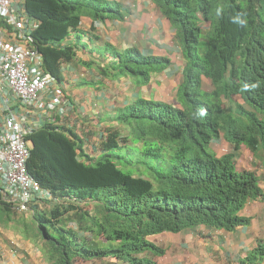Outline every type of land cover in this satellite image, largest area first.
<instances>
[{"label":"trees","instance_id":"16d2710c","mask_svg":"<svg viewBox=\"0 0 264 264\" xmlns=\"http://www.w3.org/2000/svg\"><path fill=\"white\" fill-rule=\"evenodd\" d=\"M151 1L184 60L176 105L139 99L119 111L97 158L85 154L72 130L38 126L26 137V168L52 199L20 213L0 189V227L34 243L48 264H152L140 258L162 253L151 237L199 226L233 231L248 223L240 216L247 202L261 197L257 176L236 171L234 153L218 158L210 145L223 138L233 152L245 147L264 170V0ZM22 2L38 23L32 47L57 82L61 65L76 57L70 38L81 18H121L113 0ZM112 57L99 74L134 78L137 86L169 65L136 49ZM262 259L259 242L241 264Z\"/></svg>","mask_w":264,"mask_h":264},{"label":"crops","instance_id":"0c3cea01","mask_svg":"<svg viewBox=\"0 0 264 264\" xmlns=\"http://www.w3.org/2000/svg\"><path fill=\"white\" fill-rule=\"evenodd\" d=\"M121 7V18L93 21L82 17L78 30L70 38L78 50L74 61L61 65L64 103L69 108L59 119L60 126L72 130L82 141L84 152L98 157V145L108 130L116 126L117 113L139 99L167 105L175 104L176 87L182 80L184 60L174 41L169 22L151 0H113ZM91 28L92 35L86 34ZM136 49L145 57H164L169 65L150 83L137 86L134 78L107 79L99 69L112 62L111 52ZM221 143L216 148L214 144ZM223 143V146H222ZM217 157L230 154L232 148L222 138L210 145ZM245 148L239 152L245 153ZM236 157L235 168L254 173L261 197L247 202L240 216L248 223L226 232L203 226L177 234L164 233L150 238L162 253L140 255L152 264H241L257 243L264 242V170L252 168L248 157ZM0 264H48L40 249L17 232L0 227ZM79 264H116L113 260H95ZM257 264H264V259Z\"/></svg>","mask_w":264,"mask_h":264},{"label":"built area","instance_id":"2783aa9c","mask_svg":"<svg viewBox=\"0 0 264 264\" xmlns=\"http://www.w3.org/2000/svg\"><path fill=\"white\" fill-rule=\"evenodd\" d=\"M37 27L22 0H0V189L3 200L18 212H27L35 200L52 199L27 171L26 137L69 110L32 47Z\"/></svg>","mask_w":264,"mask_h":264},{"label":"clouds","instance_id":"9594fccd","mask_svg":"<svg viewBox=\"0 0 264 264\" xmlns=\"http://www.w3.org/2000/svg\"><path fill=\"white\" fill-rule=\"evenodd\" d=\"M97 22V21H96ZM178 45V44H177ZM179 47V46H178ZM180 49V48H179ZM112 53L113 52H111V55H112ZM112 59H113V57H112ZM113 61V60H112ZM111 63V62H110ZM109 64V63H108ZM56 84H57V87L61 90V92H62V95H63V98H62V101H63V104L65 105V103H64V99H65V97H64V92H63V90H62V88H61V86H59V83L56 81ZM66 106V105H65ZM67 107V106H66ZM69 109V108H68ZM67 114V113H66ZM65 114V115H66ZM201 114H203V113H201ZM64 116V115H63ZM63 116H56L55 117V122H53V123H45V124H54V125H57V126H60L59 124H60V121H59V119H62L63 118ZM41 125H44V124H41ZM40 125V126H41ZM61 127V126H60ZM223 139V138H222ZM224 140V139H223ZM225 141V140H224ZM30 142V141H29ZM226 142V141H225ZM214 143V142H213ZM227 143V142H226ZM228 144V143H227ZM230 145V144H229ZM30 147H31V143H30ZM232 148V147H231ZM240 148H243V147H240ZM239 151V150H238ZM238 151H236V152H233V148H232V152L230 153V154H232V153H234V159H233V164H234V166H235V159H236V157H237V152ZM225 155H228V154H225ZM224 156V155H223ZM222 157V156H221ZM257 157V156H256ZM218 158H220V157H218ZM259 159V158H258ZM262 167V166H261ZM235 170H236V168H235ZM236 171H239V170H236ZM29 211V210H28ZM27 211V212H28ZM20 213H26V212H20Z\"/></svg>","mask_w":264,"mask_h":264},{"label":"rangeland","instance_id":"374dc122","mask_svg":"<svg viewBox=\"0 0 264 264\" xmlns=\"http://www.w3.org/2000/svg\"><path fill=\"white\" fill-rule=\"evenodd\" d=\"M113 59H111V61H112ZM219 145H221V143H216V144H214V146H216V148H218V146ZM222 146H223V143H222ZM243 148H245V147H243ZM244 150H246L245 151V153H244V151H243V155H241L242 154V152H237V157H242V159L244 160V162H245V155L244 154H247V155H250L249 157H248V161H250V166L252 167V168H254V166L255 165H257L258 164V162H259V159H258V157H256L257 155H253L251 152H249L248 150H247V148H245ZM260 163V162H259Z\"/></svg>","mask_w":264,"mask_h":264}]
</instances>
